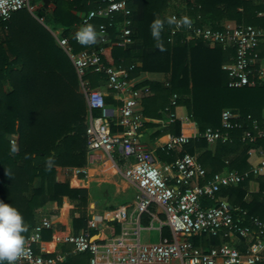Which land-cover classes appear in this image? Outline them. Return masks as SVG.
Listing matches in <instances>:
<instances>
[{"label": "trees", "instance_id": "1", "mask_svg": "<svg viewBox=\"0 0 264 264\" xmlns=\"http://www.w3.org/2000/svg\"><path fill=\"white\" fill-rule=\"evenodd\" d=\"M38 1L43 4L33 15L22 9L9 20L0 19V200L22 213L27 225L24 239L40 226L39 210H45L53 203L61 207L64 197L78 208L71 212L73 234L87 229L88 192L57 182L56 167L85 164L88 106L80 92L76 70L52 31L61 29L60 37L68 39L73 52L100 47L97 39L91 44H82L75 39L76 31L83 26L81 15L97 8L96 2L53 0L52 9L47 7L50 0L30 2L34 6ZM179 2L186 5L181 8ZM129 8L132 33L122 37L118 24L122 15H117L107 29L110 42L105 46L102 63L106 67L129 70L130 79L142 73L167 75L165 83L143 81L137 85L148 86L153 93V97L142 101L145 123L140 132L149 141H154L165 131L179 136L183 134L185 123H195L199 132L182 146L180 152L167 148L157 150L158 159L174 162L185 154L199 153L198 160L207 170V179L225 169L238 173L249 171L251 166L247 159L258 149L264 150V139L249 142L243 140L242 135L245 129L252 130L254 120L260 129H264V84L230 88L223 65L233 59L234 49L222 45L211 47L202 40L187 42L183 35L171 40L169 15L184 11L195 24L215 30L238 25L263 28L264 15L259 14L264 13V0H130ZM37 18L43 19V23ZM157 19L163 25L158 39L150 30L151 23ZM102 23L108 24V21L94 18L88 24L97 31ZM131 66H134L132 70ZM257 69L255 66L251 74L255 81L259 80ZM82 79L90 88L112 94L106 88L105 73L90 68ZM174 95L177 96L176 104L172 105ZM105 101L108 104V97ZM176 106L186 109V122L174 117ZM151 107L158 108L159 113L152 114ZM225 109L239 116L242 128L232 131L231 141L216 142L213 153L207 150L208 142L201 135L207 128H221ZM163 113L172 118L167 129L151 119L163 118ZM93 114L100 115L101 111ZM150 130L154 132L150 133ZM112 131H115L114 125ZM255 179L259 181L260 190L250 193L249 182ZM221 200L245 211L248 217L264 220V175L251 174L237 185L223 187L215 199L205 197L202 204L204 207L218 206ZM68 207L66 204L64 211ZM78 211L80 216L75 217ZM56 214L52 212L49 217ZM111 224L117 231L119 223ZM52 232L53 228L42 229V239H51ZM238 238L242 239L237 246L242 252L247 242ZM189 240L204 250L230 243L228 236L207 233ZM65 250L63 245L62 251ZM90 257L88 252L78 253V256L67 257L64 264H87Z\"/></svg>", "mask_w": 264, "mask_h": 264}, {"label": "built area", "instance_id": "2", "mask_svg": "<svg viewBox=\"0 0 264 264\" xmlns=\"http://www.w3.org/2000/svg\"><path fill=\"white\" fill-rule=\"evenodd\" d=\"M31 0H0V19L9 20L12 15L22 9L33 11ZM74 1V0H72ZM96 2L97 8L81 15L82 25L94 18H102L108 24L102 23L97 29L98 50L84 49L73 52L67 38L54 34L58 45L69 56L79 77L82 90L88 105V125L86 128L87 147L92 161L97 158L95 151H101L108 156H116L123 167L122 174L130 183L137 186L139 194L130 215V226L126 227L124 214L116 213L115 218L122 222L121 232L117 236L98 239L90 233L63 234L54 236L56 243L69 244L75 253H89V264H260L264 261V220L248 217L245 211L233 208L225 200L218 206L204 207L203 199H215L217 193L223 188L237 185L251 174L264 175V150L258 149L260 161L252 165L244 173L229 171L217 173L206 179L207 170L196 156L185 154L172 165L163 170L156 164L151 148L140 141L139 131L145 123V117L138 111L142 101L151 96L148 86H137L129 76V70L106 67L102 63V54L105 46L110 42L108 27L122 15L118 22L121 26L122 37H129L132 33L130 0H88ZM185 1V0H184ZM169 19L173 22L170 29V39L183 35L185 41L202 40L210 46L222 45L232 47L235 55L231 63L223 65L228 73L230 88L264 84V69L260 63L264 60L260 49L264 47V27L253 25H238L234 28L215 30L208 26L195 24L187 12H171ZM185 19L187 23H185ZM179 22V23H177ZM77 40V39H76ZM77 42H79L77 40ZM256 71L258 81L251 79ZM107 76L106 88L119 96L121 102L117 111L119 120L112 123L104 115L106 108L105 98L109 95L107 90L90 88L83 82V75L88 69ZM134 66L130 67L132 70ZM176 95L173 96L172 105L176 104ZM101 111L94 115V111ZM250 118V117H248ZM171 120L167 122L169 124ZM252 130L245 129L242 139L255 142L264 139V129H260L256 121H252ZM112 125L122 128V132H113ZM242 128L239 116L229 109L222 113L221 128H207L201 135L207 142H227L232 139V131ZM191 137L181 134L172 137L167 143L168 149L181 147L189 142ZM12 143L14 141L12 140ZM202 181V183H201ZM162 207L166 215L165 222L160 221L156 215H151L149 224H141L142 215L150 213L152 205ZM96 217L92 227L97 224ZM163 224L170 227L173 242H146L142 240L145 230L159 229ZM53 222L48 217L41 219L36 229H51ZM207 233L211 235L236 236L248 241L246 251L241 252L230 243H223L208 250L193 245L190 237ZM40 234L25 239V253L15 264H64L63 254H50L37 251L35 243ZM44 249V248H43ZM41 249V250H43ZM45 250V249H44ZM48 252V251H46Z\"/></svg>", "mask_w": 264, "mask_h": 264}, {"label": "crops", "instance_id": "3", "mask_svg": "<svg viewBox=\"0 0 264 264\" xmlns=\"http://www.w3.org/2000/svg\"><path fill=\"white\" fill-rule=\"evenodd\" d=\"M52 1L53 0H50L47 3V7L50 9L54 8ZM179 3L181 4V6L186 5V3H182V2ZM41 4H43V1H38L36 3V5H40V6ZM259 15L260 16L264 15V13H260ZM38 20L41 23H43V19H38ZM52 33L55 34L61 33V29H56L55 31H52ZM260 53L261 55H264V47L260 49ZM232 60L233 59H231L230 62H227L225 64L231 63ZM260 66L261 68L264 69V60L261 61ZM166 80H167V75L164 73H142L139 76H136L134 79H132L135 85H138L143 81L165 83ZM80 92L84 95L87 104L86 96L82 90L81 84H80ZM109 95L107 96L109 101L108 104H106L104 115H106L111 120L112 123H116L119 120V114L117 109L120 106L121 102L119 100L118 95H115L113 93ZM150 97H153V93H151ZM143 110H144V104L141 103V105L138 107V111L143 114ZM151 112L152 114L159 113L158 108L155 107H151ZM174 117L182 122H186L188 120L186 109L182 106H176L174 111ZM151 119L155 123H160L164 129H167L169 125L167 124V122L169 120H172L171 116L168 113H163V118H151ZM114 128H115L114 132H122L121 127L114 125ZM140 131L138 133L140 141L147 144L151 148L156 159V164L158 166H161V168L164 170L166 166L172 165L175 162V161L174 162L160 161L156 155L157 150L159 149L163 150L167 148V143L170 141L172 137H175L174 135H172L169 131H165L162 136L156 138L154 141H149V139L143 136V133H141ZM153 132H154L153 130L152 131L150 130V133ZM183 134L184 135L187 134V136L191 138L197 137L199 135L197 125L195 123L193 124L185 123V126L183 127ZM216 146L217 143L208 142L207 150L214 153ZM174 150L180 152L182 150V146L177 147ZM95 154L97 158H95L94 161H92L89 156V151L87 147V151L85 155V164L83 166H77V167L57 166L56 180L59 183H68L71 188L87 190L88 203L85 208V211L89 216L88 225H87V229H85L84 232H80V233L88 232L93 237H96L98 239H105V238L117 236L121 232L122 222L117 218H115L116 213L119 212L123 213L125 226L126 227L130 226L129 214H131V212L134 209L135 202L139 194V190L136 185L130 183L124 178L122 174L123 167H121V164H119L118 157L114 155L113 156L105 155L101 151H95ZM198 155L199 153L194 154V156H196L197 159H198ZM259 161H260V157L258 153H252L247 159V162L250 164V166L256 165ZM226 172H229V170L225 169L221 173H226ZM107 189L108 190L110 189L111 191L108 192L106 191ZM259 190H260L259 181H257L256 179L251 180L249 182V192L257 193ZM104 191H106V193H104ZM101 194H103L101 196L102 201L100 200V198L99 199L95 198V195L100 196ZM66 204L69 207L66 211H64V207ZM75 209L78 210V208L75 207V205L69 200V198L64 197L61 207H59L57 203H53L49 205V207L46 208L45 210H39V215H41V219L43 217H48L53 222V232L51 239L49 240L42 239V229L41 230L35 229L30 234V236L35 234H40V239L34 245L37 251H41L42 253H50V254H63L65 256V259L71 256H78V253L73 252V248L71 245L65 243H56L54 240V236H57V234L59 233L60 234L74 233L73 223L71 219V212H73V210ZM52 212H57L56 214L57 216L53 218L49 217V215ZM151 215H156L157 218L162 222H165L166 220V215L162 207L154 204L150 208V213H145L144 215H142L141 224L143 226H147L149 224ZM79 216H80V212L78 211L75 213V217H79ZM96 217L98 218L97 224L95 227H92L91 226L92 222ZM114 221H117L119 223V228L117 229V231H115L114 226L111 224ZM142 233L145 235L142 236V240L146 242L174 241L172 231L170 227L166 224H163L159 229L145 230ZM152 239L154 240L152 241ZM241 242L242 239H239L236 236L230 237V243L236 248H238L237 246ZM246 242L248 243L247 240ZM63 245L67 248V250L62 251ZM245 251L246 248L242 252ZM262 254L264 256V249L262 251ZM87 264H89V262Z\"/></svg>", "mask_w": 264, "mask_h": 264}, {"label": "clouds", "instance_id": "4", "mask_svg": "<svg viewBox=\"0 0 264 264\" xmlns=\"http://www.w3.org/2000/svg\"><path fill=\"white\" fill-rule=\"evenodd\" d=\"M172 22L169 20V23ZM185 23H187L186 19ZM162 27L159 19L154 20L150 25L152 36L158 39ZM75 39L82 44L94 43L97 39V31L93 25L85 23L76 31ZM26 229L27 225L22 213L16 207L0 200V264L5 262L15 264L25 253L23 233Z\"/></svg>", "mask_w": 264, "mask_h": 264}, {"label": "rangeland", "instance_id": "5", "mask_svg": "<svg viewBox=\"0 0 264 264\" xmlns=\"http://www.w3.org/2000/svg\"><path fill=\"white\" fill-rule=\"evenodd\" d=\"M179 1H184V0H179ZM183 3H185V2H183ZM40 7V5H34V10L31 12V11H29L31 14H34V12L38 9ZM180 7L182 8V7H184V6H181L180 5ZM106 191H108V192H110L111 190L109 189H107ZM106 191H104V193H106ZM103 194H101L100 196L99 195H95V198L96 199H99L100 198V200H101V196H102ZM102 201V200H101ZM142 236H145L143 233H142ZM154 239H152V241H153Z\"/></svg>", "mask_w": 264, "mask_h": 264}]
</instances>
